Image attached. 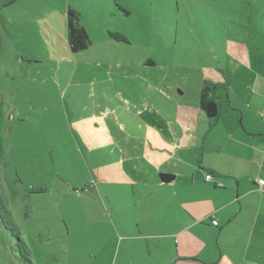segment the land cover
I'll return each mask as SVG.
<instances>
[{
  "label": "rangeland",
  "instance_id": "rangeland-1",
  "mask_svg": "<svg viewBox=\"0 0 264 264\" xmlns=\"http://www.w3.org/2000/svg\"><path fill=\"white\" fill-rule=\"evenodd\" d=\"M68 6L81 12L91 39L77 54L68 46ZM239 26L238 0H0V264L12 263L14 243L1 216L33 264H123L112 209L115 195L124 203L132 194L125 179L115 182L112 145L85 143L81 124L99 113L108 123L110 107L125 113L114 95L123 101L131 88L159 95L145 82L156 88L163 76L198 95L204 68L230 82V95H257L262 81L253 85L254 71L229 52ZM249 40L261 46L252 53L264 77V36ZM147 58L159 67L144 70Z\"/></svg>",
  "mask_w": 264,
  "mask_h": 264
},
{
  "label": "crops",
  "instance_id": "crops-1",
  "mask_svg": "<svg viewBox=\"0 0 264 264\" xmlns=\"http://www.w3.org/2000/svg\"><path fill=\"white\" fill-rule=\"evenodd\" d=\"M238 15L230 57L254 71L253 85H264L252 53L262 49L249 40L255 31L264 36V0H238ZM156 67L152 58L142 66ZM203 76V84H222L229 94L217 92L222 109L216 120L200 107L203 84L198 95H187L177 80L163 76L155 79L156 88L145 82L159 95H139L131 88L123 101L114 95L125 113L110 107L108 123L99 113L81 124L85 143L112 145L110 156L119 171L115 182L121 187L125 179L132 194L121 196L124 203L115 195L112 209L115 238L126 244L123 264H264V186L259 184L264 180V89L230 95V82L221 83L213 68H204ZM8 244L11 264H20Z\"/></svg>",
  "mask_w": 264,
  "mask_h": 264
},
{
  "label": "trees",
  "instance_id": "trees-1",
  "mask_svg": "<svg viewBox=\"0 0 264 264\" xmlns=\"http://www.w3.org/2000/svg\"><path fill=\"white\" fill-rule=\"evenodd\" d=\"M120 11L127 13L124 9L117 6ZM67 35L69 49L73 53H80L91 46V39L86 29L80 24V13L75 9H69L67 12ZM112 40L120 43H127L126 37L120 33H109ZM224 88L222 84H210L205 82L200 90V107L208 118L216 120L220 114V104L217 99V91ZM164 179H168L163 176ZM43 192L42 190L39 191ZM3 205V201L0 202ZM5 210V207H3ZM2 225L10 233L14 240L13 249L17 254L20 264H33L28 256V248L21 238V234L15 229L12 222L2 218Z\"/></svg>",
  "mask_w": 264,
  "mask_h": 264
},
{
  "label": "built area",
  "instance_id": "built-area-1",
  "mask_svg": "<svg viewBox=\"0 0 264 264\" xmlns=\"http://www.w3.org/2000/svg\"><path fill=\"white\" fill-rule=\"evenodd\" d=\"M206 179H207V180H211V179H212V176L209 174V175L206 176ZM259 184H260V186L263 188V186H264V180L260 179V180H259ZM212 224H213L214 226H216V227L219 225L218 221L215 220V219L212 220Z\"/></svg>",
  "mask_w": 264,
  "mask_h": 264
}]
</instances>
